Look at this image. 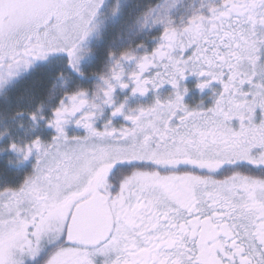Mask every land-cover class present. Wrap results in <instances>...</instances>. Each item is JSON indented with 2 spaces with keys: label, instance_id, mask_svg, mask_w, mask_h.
I'll return each mask as SVG.
<instances>
[{
  "label": "snow or ice",
  "instance_id": "1",
  "mask_svg": "<svg viewBox=\"0 0 264 264\" xmlns=\"http://www.w3.org/2000/svg\"><path fill=\"white\" fill-rule=\"evenodd\" d=\"M0 264H264V0H0Z\"/></svg>",
  "mask_w": 264,
  "mask_h": 264
}]
</instances>
